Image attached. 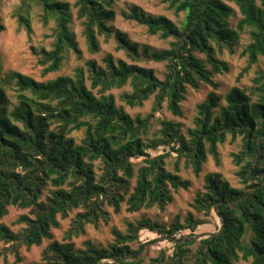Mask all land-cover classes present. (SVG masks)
<instances>
[{
	"label": "trees",
	"instance_id": "trees-1",
	"mask_svg": "<svg viewBox=\"0 0 264 264\" xmlns=\"http://www.w3.org/2000/svg\"><path fill=\"white\" fill-rule=\"evenodd\" d=\"M118 1L74 0L71 6L63 0H20L15 18L28 35L29 4L39 8L43 25L54 21L51 48L34 52L43 75L57 73L69 51L81 59L72 9L90 54L100 52L99 38L113 39L123 58L107 53L100 62L89 59L75 68L73 76L45 82L18 72L3 76L0 64V221L10 207L27 211L18 216L16 233L0 224L5 246L0 257L6 261L11 254L17 264L20 248L36 247L41 252L35 264H144L146 248L161 241L171 245L170 253L160 249L146 264H264V63L257 66L264 58V0H164L175 16L182 14L178 23L134 5L121 12L124 21L167 41L165 49L139 45L114 26ZM230 4L240 16L234 26ZM4 31L0 10V34ZM244 32L249 43L240 53L245 66L239 76L257 66L255 77L249 89L232 87L222 95L215 77L228 73L229 65L219 56L233 55ZM151 62L163 71L141 65ZM7 85L15 89L14 104ZM126 87L118 105L111 91ZM208 88L196 105L193 128L184 133L181 123L157 116L165 106L182 118L190 90ZM150 100V112L142 118L125 111ZM154 124L157 130L147 139ZM80 132L76 139L73 134ZM227 136L240 141L239 151L231 154L239 187L209 173L191 204L197 214L214 219V231L197 234L209 223L191 214L170 223L160 215H142L126 222L124 232L111 229L112 241L105 246L89 239L76 246L73 238L86 236L87 226L108 224V209L115 215L123 207L129 214L154 208L164 213L173 193L191 186L178 175V162L183 159L198 176L208 156L219 162L218 146ZM170 154L177 160L173 173L165 168ZM65 219L69 226L58 242L53 230ZM144 231L156 238L141 241ZM178 232L182 237L176 240Z\"/></svg>",
	"mask_w": 264,
	"mask_h": 264
},
{
	"label": "rangeland",
	"instance_id": "rangeland-1",
	"mask_svg": "<svg viewBox=\"0 0 264 264\" xmlns=\"http://www.w3.org/2000/svg\"><path fill=\"white\" fill-rule=\"evenodd\" d=\"M68 2L71 6L73 5L74 0H63ZM137 6L143 11L155 15V16H165L170 19L172 22L178 23L182 21V14L175 16L172 10L167 8V4L164 3V0H119L115 5L116 18L114 21V26L118 28L121 32L126 33L130 39L137 42L139 45H148L156 49H165L168 47L167 41L159 40L157 37H151L146 34L145 28L136 25L132 22L124 21L121 17V12L126 9L128 6ZM233 7L236 17L232 20L233 26L236 23V20L240 18L237 8L230 4ZM20 6V0H2L1 2V18L2 23L5 27V31L0 34V64L2 75H6L9 72H18L28 77L33 78L38 82H45L53 80L58 76H73L74 69L77 67H83L84 62L89 59H94L97 62H100L101 58L107 54L111 53L116 58H123L121 53L115 52V43L113 39H109L107 42L103 41V38H99L100 43V52L96 55H92L88 52L85 41L80 33L79 22L75 20L74 10L72 9L73 14V23L71 24L73 33L75 35L78 47L81 50L82 56L78 60L72 52H68L65 56V60L62 63L61 69L57 73L43 75V67L38 63V58L35 56V51H38L40 48L49 50L51 48V43L53 41L52 33L54 29V21H49L47 25H43L40 20V10L33 4L27 6V18L31 27V34L28 35L23 28H20L15 14ZM29 7V8H28ZM25 11V10H24ZM249 43V36L247 33H240L238 41L235 45V53L230 55L227 51H223V54L219 56V59L225 61L229 65V72L220 76H216L215 79L220 85L219 92L224 95L232 87H237L239 89H249L251 87V80L255 77V69L258 66H262L264 63V58H260L257 66H253L250 71L243 75L239 76L241 70L245 66V57H241V51ZM148 68H152L157 74L163 71V66L157 63H146L141 64ZM211 89H204L200 91L190 90V95L188 96L187 101L182 104L183 116L182 118H175L169 112L163 110L157 114L158 117L164 120H172L182 124V132L184 133L186 129L193 128V121L196 117L197 108L196 105L202 101L205 94ZM7 95L11 103H15V89L11 85L6 86ZM129 92V88L126 87L123 90H113V93L116 97L123 92ZM152 101H148L141 108H128L125 107V111L130 116H140L141 118L149 114ZM224 101H222V104ZM117 104L121 105L117 99ZM157 130V126L154 124L150 128L147 139L153 138V134ZM82 133H74L73 136L76 139L81 138ZM240 141L237 138L234 142L230 141V136H227V139L224 144L218 146V155L219 162L216 164L215 161L208 156L206 163L203 164L201 173L198 176H195L188 166L186 167L184 160L181 159L178 162L179 172L178 175L185 180H189L191 186L188 190H179L176 193H173L174 202L172 205L166 208L164 213H159L157 209L143 210L140 213L129 214L124 211V207L120 214H113L110 209V218L108 224H100L98 228L92 226L86 227V236L73 238L76 246H80L81 241L84 239H89L92 243L105 246L112 241L111 229L115 228L120 232L125 231V224L128 221H135L139 219L142 215L147 218L153 219L155 215H160V218L166 222L170 223L176 216H179L181 220H184L189 214L192 215L193 219L202 220L206 219L209 225L199 228L196 233L203 234L209 233L215 230L216 222L211 217H203L202 215L197 214L191 208L194 196L197 192L202 191L203 178L209 173H219L225 180H227L233 187H239L238 178L235 175L237 168L232 164L231 154L239 151ZM147 153L153 155V151L147 150ZM176 158L174 154H170L165 159V168L174 172V165L176 163ZM140 164H137L135 169ZM27 211L19 210L15 207H10L8 215L0 221V224L7 226L11 231L16 233L20 226L16 224V220L19 215L26 213ZM73 217L71 214L70 219ZM65 219L60 222V229L53 230L54 239L58 242L63 241V236L65 231L69 226V220ZM182 233L178 232L174 235L176 240L181 239ZM156 237L153 234L148 232H142L140 235V240L152 241ZM46 242H44V245ZM137 243L130 244L132 249H137ZM5 247L4 243L0 241V250ZM171 245L166 242L158 241L155 245L149 246L145 251V260L144 264L148 263L150 259L156 258L160 252V249H164L166 254L170 253ZM41 248L32 247L26 249L25 247L20 248L19 254L22 258V262L17 264H35L39 262ZM0 264H15V257L11 254L6 256V261L0 257ZM239 264H246L240 262Z\"/></svg>",
	"mask_w": 264,
	"mask_h": 264
}]
</instances>
